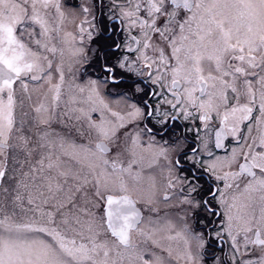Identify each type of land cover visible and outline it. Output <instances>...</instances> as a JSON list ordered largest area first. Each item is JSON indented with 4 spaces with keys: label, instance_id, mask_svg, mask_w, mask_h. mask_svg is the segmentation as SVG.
Listing matches in <instances>:
<instances>
[{
    "label": "snow or ice",
    "instance_id": "snow-or-ice-1",
    "mask_svg": "<svg viewBox=\"0 0 264 264\" xmlns=\"http://www.w3.org/2000/svg\"><path fill=\"white\" fill-rule=\"evenodd\" d=\"M0 264H264V0H0Z\"/></svg>",
    "mask_w": 264,
    "mask_h": 264
}]
</instances>
